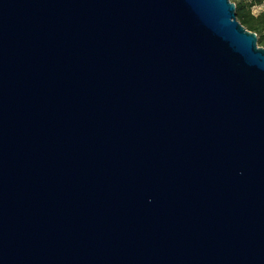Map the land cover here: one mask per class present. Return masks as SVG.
Instances as JSON below:
<instances>
[{"label": "water", "instance_id": "95a60500", "mask_svg": "<svg viewBox=\"0 0 264 264\" xmlns=\"http://www.w3.org/2000/svg\"><path fill=\"white\" fill-rule=\"evenodd\" d=\"M231 0H0V264H264V47Z\"/></svg>", "mask_w": 264, "mask_h": 264}, {"label": "trees", "instance_id": "16d2710c", "mask_svg": "<svg viewBox=\"0 0 264 264\" xmlns=\"http://www.w3.org/2000/svg\"><path fill=\"white\" fill-rule=\"evenodd\" d=\"M236 6V18L248 30L258 36V44L264 47V0H231ZM255 8L259 9L254 12Z\"/></svg>", "mask_w": 264, "mask_h": 264}, {"label": "rangeland", "instance_id": "374dc122", "mask_svg": "<svg viewBox=\"0 0 264 264\" xmlns=\"http://www.w3.org/2000/svg\"><path fill=\"white\" fill-rule=\"evenodd\" d=\"M264 8V7H263ZM259 9L255 8V11L254 12H258Z\"/></svg>", "mask_w": 264, "mask_h": 264}]
</instances>
